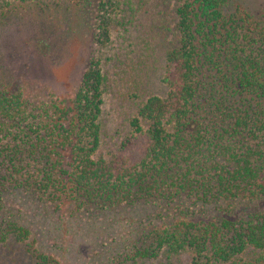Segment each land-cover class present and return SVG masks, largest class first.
Listing matches in <instances>:
<instances>
[{
	"label": "trees",
	"instance_id": "1",
	"mask_svg": "<svg viewBox=\"0 0 264 264\" xmlns=\"http://www.w3.org/2000/svg\"><path fill=\"white\" fill-rule=\"evenodd\" d=\"M118 4L103 0V36ZM174 14L167 91L106 156L94 58L63 95L30 96L0 69V249L34 264H264V3L179 0Z\"/></svg>",
	"mask_w": 264,
	"mask_h": 264
},
{
	"label": "rangeland",
	"instance_id": "2",
	"mask_svg": "<svg viewBox=\"0 0 264 264\" xmlns=\"http://www.w3.org/2000/svg\"><path fill=\"white\" fill-rule=\"evenodd\" d=\"M178 1L119 0L103 36V0H12L0 25V69L30 96L63 95L77 87L94 58L106 72L98 149L106 156L130 132L137 105L167 91L162 76ZM248 1L254 12L264 3ZM189 259L181 252L147 264ZM0 264L34 263L19 249L2 247Z\"/></svg>",
	"mask_w": 264,
	"mask_h": 264
}]
</instances>
